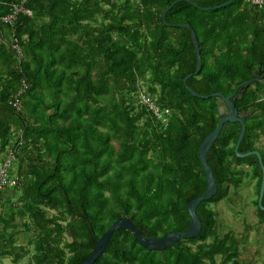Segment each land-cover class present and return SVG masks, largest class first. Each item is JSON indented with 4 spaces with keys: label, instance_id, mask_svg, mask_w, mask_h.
I'll return each mask as SVG.
<instances>
[{
    "label": "trees",
    "instance_id": "16d2710c",
    "mask_svg": "<svg viewBox=\"0 0 264 264\" xmlns=\"http://www.w3.org/2000/svg\"><path fill=\"white\" fill-rule=\"evenodd\" d=\"M175 1L24 0L31 15L19 12L5 24L21 0H0V160L13 151L18 183L8 195L19 194L3 203L0 192V260L23 258V236L33 264H80L121 218L150 239L188 230L185 206L206 190L198 149L223 103L187 91L183 79L197 61L191 31L177 25L191 26L200 49L201 70L187 86L228 97L264 69V0L220 9L230 0H179L163 18ZM140 92L170 110L167 127L140 103ZM17 94L19 111L11 105ZM234 106L240 115L252 110L238 152H260L264 167L256 146L264 137V77ZM240 128L225 123L206 155L217 190L196 209L197 238L148 251L130 232L115 231L94 264H243L248 237L222 233L216 211L251 181L264 227L258 160L234 153Z\"/></svg>",
    "mask_w": 264,
    "mask_h": 264
},
{
    "label": "water",
    "instance_id": "95a60500",
    "mask_svg": "<svg viewBox=\"0 0 264 264\" xmlns=\"http://www.w3.org/2000/svg\"><path fill=\"white\" fill-rule=\"evenodd\" d=\"M186 3H189L193 6L195 4L191 0H182ZM233 0H230L227 3H224L220 6L215 7L214 9H220L226 7L229 3H231ZM179 0L173 2L170 6H168L164 13L163 18H165L168 11L176 4ZM211 8H202V10L207 11ZM180 28H186L191 31V39L195 51L196 56V70L194 73L187 75L183 79V84L185 85L187 91L194 97L207 99L209 97L217 98L222 101L223 105L219 108V115L220 119L218 121L217 126L215 129L203 140L201 143L199 149H198V160L203 166L205 178H206V190L205 193L202 196H199L193 200H191L186 206V212L188 213L190 217V224L188 227V230L185 233H169L165 234L158 238H145L141 235L139 229L134 225L131 219L129 218H121L115 221L103 234L102 236L97 239L94 243V247L91 251L90 256L83 261L80 264H94V262L101 257V255L104 253L105 249L107 248L110 239L115 231H128L133 236L135 241L144 249L148 251H160L163 249H166L168 247H171L175 245L176 243L180 242L181 240H187V239H193L197 238L201 232V223L199 218L196 215V209L199 206V204L202 201H206L211 199L216 194V183L213 177V174L206 162V155L211 148L212 144L216 141L218 135L220 134L223 125L225 123H239L240 124V133L238 140L236 142L234 153L238 158H245L249 157L251 155L256 156L259 166L261 168V183H260V189H259V196H258V206L261 211L264 212V207H262V200L264 199V167L262 164V158L261 154L258 151H251L247 153H239L238 149L241 144V141L245 134V118L252 113V110L247 112L246 114L240 115L237 111V109L234 106V100L240 99V96L242 95L243 91L249 87L251 83H255L257 81L258 76L262 75L264 73V69L262 66L254 73V78L246 83L241 84L237 87V90L240 89L237 93L234 92L228 97H224L221 93H213L208 96H202L194 92L192 89H190L187 86V80L191 78L192 76L198 75V73L201 70V57H200V49L198 44V39L195 34V32L191 29V26L189 24H178L177 25Z\"/></svg>",
    "mask_w": 264,
    "mask_h": 264
},
{
    "label": "rangeland",
    "instance_id": "374dc122",
    "mask_svg": "<svg viewBox=\"0 0 264 264\" xmlns=\"http://www.w3.org/2000/svg\"><path fill=\"white\" fill-rule=\"evenodd\" d=\"M259 113H255L258 116ZM257 147L263 148L264 137L259 139ZM13 173L16 175V163H12ZM11 188L3 190L2 202L14 201L18 198V192L9 196L8 191ZM9 197L8 199H6ZM233 203L224 200L216 207L218 216L221 219L222 233L232 230L235 235L243 240L248 237V240L240 245L241 260L243 264H264V227L258 225L256 216L254 215V206L251 204L255 198L253 193V182L245 181L237 190V196H232ZM238 211L240 214H238ZM23 236H20L17 245H25L27 252L17 264H33L31 255L33 254L32 246L28 241H23ZM0 264H13L11 258L1 259Z\"/></svg>",
    "mask_w": 264,
    "mask_h": 264
},
{
    "label": "built area",
    "instance_id": "2783aa9c",
    "mask_svg": "<svg viewBox=\"0 0 264 264\" xmlns=\"http://www.w3.org/2000/svg\"><path fill=\"white\" fill-rule=\"evenodd\" d=\"M254 5L261 6L263 0H251ZM24 0H21V4L14 8V12L12 15L4 17L1 19V22L5 24H10L15 19V15L19 12L26 13L31 15L29 11L25 10L23 7ZM11 49L19 55V46L17 45V40H13V44L11 45ZM140 103L147 108V110L152 114L155 122L160 124L163 127H167L169 123V118L171 116V112L168 109H161L155 102V99L151 97L149 94L144 92H140L138 96ZM11 105L17 111L20 109L19 102V94L14 97V100L11 101ZM15 159L13 151L9 152L4 160H0V192L5 188H13L18 183V176L13 173L12 163Z\"/></svg>",
    "mask_w": 264,
    "mask_h": 264
},
{
    "label": "flooded vegetation",
    "instance_id": "af4514ba",
    "mask_svg": "<svg viewBox=\"0 0 264 264\" xmlns=\"http://www.w3.org/2000/svg\"><path fill=\"white\" fill-rule=\"evenodd\" d=\"M263 75H264V74L262 73V75L258 76L257 81H259L262 77H264ZM257 81H256V82H257ZM247 82H248V81H247ZM256 82H255V83H256ZM251 84H252V83H251Z\"/></svg>",
    "mask_w": 264,
    "mask_h": 264
}]
</instances>
